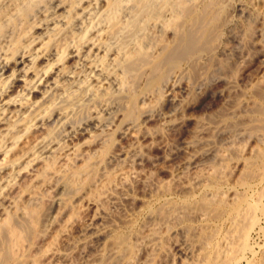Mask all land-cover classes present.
Here are the masks:
<instances>
[{
    "label": "bare ground",
    "instance_id": "6f19581e",
    "mask_svg": "<svg viewBox=\"0 0 264 264\" xmlns=\"http://www.w3.org/2000/svg\"><path fill=\"white\" fill-rule=\"evenodd\" d=\"M223 2L0 0V264H152L171 235H180V254L162 264H219L234 250L233 264H264V253L258 261L247 256L260 209L236 193L219 194L214 187L224 175L178 180L185 197L159 209L136 204L132 189L143 166L191 149L180 122L171 126V155L137 152L149 138L146 124L170 123L188 95L181 80L188 67L212 58ZM205 97L211 104L222 95L207 92L196 106L210 109ZM263 129L250 130V138L264 142ZM122 140L138 155L113 152ZM198 158L192 154L185 167L197 168ZM253 163L245 165L242 187L260 174ZM199 187L203 194L189 202L186 193ZM137 211L147 213L146 230L118 235L132 231Z\"/></svg>",
    "mask_w": 264,
    "mask_h": 264
},
{
    "label": "rangeland",
    "instance_id": "374dc122",
    "mask_svg": "<svg viewBox=\"0 0 264 264\" xmlns=\"http://www.w3.org/2000/svg\"><path fill=\"white\" fill-rule=\"evenodd\" d=\"M223 4L227 7L226 13L223 12L226 14V16L223 14L225 23L221 27L218 42L214 43L212 58L209 61L204 60L201 68L198 65L201 62L188 67L184 78L181 79L182 84L188 88V95L176 110L172 111L173 113L167 119L171 120L170 123L164 126L163 121L160 120L146 124L149 129V138L143 139L139 143L138 146L141 149H137V152L151 158L171 155L177 147V136L171 126L172 123L180 122L185 128L188 127V131L185 129L183 137L186 142H189L191 149L188 150V153H182L178 159L168 162L161 159L158 167L143 166L140 177L132 184V189L139 198L136 204L147 202L153 208L159 209L158 207L164 206L161 204H167V202L178 204L185 197V191L178 184L182 178L190 181L197 175L211 170L224 175L225 180L217 183L214 187L219 194L221 193L227 199L231 198V194L236 193V195H240L242 201L244 200L245 203L247 201V204H257L256 206L260 209V211L256 210L255 214H258V220L261 221L257 223L259 224L256 226L257 228L255 227L250 233L248 244L252 252L247 255L250 259H254L253 261H258L264 253V171H262V169L264 170V142L250 138V130L254 133L263 129L258 113L260 114L259 109L264 111V0H224ZM259 55L261 57L258 60L261 63L256 61V57ZM254 62L255 64H253ZM207 92L212 95L218 92L222 97L211 104L210 99L205 97L203 100L205 104L211 106L210 109L196 106L195 102L198 101L196 99L206 95ZM191 104L194 106L190 107ZM162 108L163 104H160V109ZM163 110L164 108L161 112ZM255 124L257 126L254 127ZM127 145L128 142L122 140L119 143L116 142L115 146L112 145L114 147H111V150L118 153L121 159L125 156V152L132 156L138 155L136 149H129ZM203 152L206 154L204 155ZM194 153L200 154L199 165L197 168H189V166L186 168L184 164L186 161H190ZM261 153H263V157L260 156ZM256 156L259 159H256ZM253 160L256 163H253ZM109 161L108 159V163H110ZM250 163H253L250 169L260 174L259 177L254 174L257 177H250V181H246L247 186L242 187L240 182L244 179L245 165ZM113 169H115V165L108 164L106 171L113 174ZM202 188L187 192L188 201H193V198L197 199L203 194ZM103 206L110 208L112 203L108 201ZM88 212L86 211L85 214ZM138 212L130 227L132 231L128 232L127 228L121 229L122 231L120 230L118 235L133 232L132 234L135 236L146 230L147 213L146 211ZM87 215L89 217V214ZM222 231H226V226H222ZM178 238L180 235H171L170 238L164 239V249L168 254L165 252V254L158 255L155 257V263L153 261L152 264L168 263L173 259V256L178 257L180 253L175 245ZM138 255L135 256L133 262H136ZM236 256V250L231 251L220 260L219 264H233ZM247 263L246 260H242L235 264Z\"/></svg>",
    "mask_w": 264,
    "mask_h": 264
}]
</instances>
